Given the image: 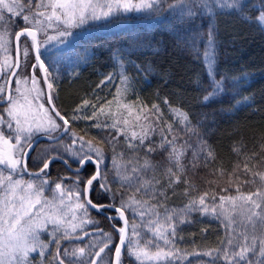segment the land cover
I'll use <instances>...</instances> for the list:
<instances>
[{
    "label": "trees",
    "instance_id": "1",
    "mask_svg": "<svg viewBox=\"0 0 264 264\" xmlns=\"http://www.w3.org/2000/svg\"><path fill=\"white\" fill-rule=\"evenodd\" d=\"M170 3H175V0H161L159 12L133 11L99 23L89 21L71 29L76 38L66 51L52 52L48 56L41 55L46 65L50 66L49 80L53 84L54 104L57 110L69 119L71 128L60 141L41 142L37 146L28 161L31 171H39L42 167L40 161L54 156L67 159L69 164L76 168V163L65 151L69 146L80 148L78 140L75 145L72 144L71 133L75 132L77 137L83 136L85 140H91L104 149L105 158L101 171L107 176V183L112 192L106 193L97 187L90 194V198L97 204L115 203L119 206L121 194L124 193V198L127 199L128 190L116 181L117 173L113 160L115 159L117 165L124 164L132 159L133 151L128 148L124 136L116 129L103 125H111L120 113L127 115L121 106L123 104L132 106L134 115L143 110V114L149 115V121L155 128V131L150 133V140L157 150L147 153L145 148H139L136 158L140 163H143L145 156L152 161L155 167L146 175L148 178L155 176L160 181L156 187L166 195L159 196L158 200L170 211L180 213L190 199L205 191L210 194L236 195L235 185L240 181H236L234 176L230 186L228 174L233 173L235 169V175L245 178L244 163H248L249 167L256 165L254 170L264 171V30L250 22L257 17L255 9L264 8V0H248L243 16L220 14L212 18L198 10L195 16H181L169 10ZM244 16L249 17V21L246 22ZM120 25L124 26L119 27ZM15 26L14 31H18L24 25L17 23ZM213 28L216 53L213 70L215 79L223 80V90L209 101H205L203 98L210 90V81L203 52L207 47V34ZM64 54L72 56L71 62L62 57ZM1 60L0 58V62ZM54 60L56 63L53 67ZM27 63H36L31 51ZM24 64L25 58L22 55L21 68L15 81L18 77H25L30 82L35 73L45 88L39 67L34 69L33 73L32 68H25ZM71 64L74 68L70 74ZM10 73H4L0 85L7 82ZM122 76L128 78L127 90L118 104L117 89L125 88ZM15 81L13 95L16 89ZM44 101L51 111L47 97ZM84 101H88V106H84ZM153 105L159 107V113L155 112ZM101 107L104 108L103 113L99 111ZM2 108L4 106L0 107ZM173 109L185 113L188 120L182 123V117ZM94 111L95 119H71L73 116L91 117ZM134 115L129 119L133 120ZM157 116H160L159 121L156 120ZM9 119L5 118V121ZM57 121L62 124L58 119ZM149 121L142 120L141 123L148 124ZM97 123L101 124V127H95ZM166 124L173 126V134L178 138L177 145L185 146V155L182 158L185 171L181 175V182L171 186L166 175V169L171 166L168 152L158 147L161 142L160 129L164 128L167 133ZM61 130L51 133L50 136H58ZM38 135L40 134H33L29 143ZM113 137L117 139L113 140ZM148 143L146 140L145 144ZM27 147L25 146L24 150ZM209 152L211 156L208 155ZM92 155L94 156V153ZM94 170L95 165L88 164L81 175L88 177ZM218 170H223V177L218 174ZM4 172L9 173V170L5 169ZM19 176L38 185L41 179L46 178L51 182L48 189H54L55 183L61 180L64 186L73 187L75 179L74 173L59 161L53 162L40 179L25 175L22 167L12 175L13 178ZM185 180L188 183H185ZM209 181L213 183L210 184ZM221 187H227L229 191L221 193ZM48 189L45 196L51 195ZM248 190V187L242 188V191ZM251 190L254 191L255 186H252ZM112 193H115V200L110 199ZM125 213L130 225L133 222L138 225L141 223L140 217L134 216L132 209H127ZM89 215L98 223L83 225L82 229L70 233L72 239L62 240L61 250L84 247L86 252H98L107 241L104 233H110L112 243L118 244V233L114 230V225L122 227L123 223L121 220L107 219L108 216L118 214L108 208L99 213L89 209ZM82 216L83 213L80 212L78 222ZM179 219L180 217H177V221ZM183 219L185 223L177 222L174 241L176 247L182 251H203L206 247L202 248V244L216 248L228 231L223 216L193 211L183 216ZM139 230L142 234L146 231ZM84 232L88 233L87 237ZM218 232L222 234L217 235ZM49 233L41 237L46 242L51 239ZM59 235L62 233H57V236ZM148 235L151 236L150 233ZM195 236L200 237V247L192 240ZM55 249L53 242L49 251L55 254ZM88 258L97 260V264H109L110 259L114 260V252L109 253L106 249L99 258L94 255ZM122 259L124 264H138L134 258L128 257L126 250ZM41 260L38 253L30 258L31 264H41ZM207 261L205 257L191 256L179 264H206Z\"/></svg>",
    "mask_w": 264,
    "mask_h": 264
},
{
    "label": "snow or ice",
    "instance_id": "2",
    "mask_svg": "<svg viewBox=\"0 0 264 264\" xmlns=\"http://www.w3.org/2000/svg\"><path fill=\"white\" fill-rule=\"evenodd\" d=\"M161 0H0V48L7 52V45L10 42L8 36L14 35L16 42L15 62L11 63L7 58L4 60V66L7 69L20 68L21 51L25 58V68L33 70L39 67L44 76V82L49 90L53 89V84L48 78L51 75L49 65L41 59V41L38 39L40 32L46 31V28L56 27L57 36H47L44 44L61 37L72 35L71 29L80 27L90 20L98 21L107 19L117 13L129 12H159ZM248 6V0H175L170 3V11L176 12L181 16L192 17L196 15L197 10L202 14L212 18L220 14H244ZM257 17L250 22L255 24L261 30H264V8L255 9ZM7 12L9 15L5 16ZM13 17H18L23 21V27L19 31L9 33L8 28L15 25ZM246 22L249 17H243ZM62 26V28H61ZM23 47L21 48V41ZM28 39L31 40L29 45ZM35 51L36 64L29 65L27 58L29 49ZM203 58L208 68L210 81V90L204 96L205 101H209L216 94L223 90V80L215 79L214 64L216 61L215 53V29H210L207 34V47L203 52ZM54 60L52 66L54 67ZM3 73L0 72V75ZM15 71L11 76H16ZM110 80L111 77H108ZM128 78L122 76L124 89H117V103L127 90ZM17 85L27 83V78L23 81L17 79ZM103 83V82H102ZM32 89L35 92L34 99L38 100L44 92L39 88V82L35 75L32 76ZM20 92L19 87L16 88ZM7 97L8 107L5 109L7 116L10 117L5 121L0 116V166L9 170V175L4 181L0 180V187L4 189V195L0 198V264H31L30 254L38 252L42 258L41 264H97V260L89 259L90 256L99 258L101 253L107 249L109 253L114 252V260H109V264H124L122 255L127 251L129 258H134L138 264H179L181 261L188 260L191 256L208 257L206 264H264V171L254 170L256 165L249 167L248 163L243 164L244 177L228 174L229 185H232L233 177L240 181L235 185L236 195L210 194L205 191L198 197L189 200L184 209L177 213L175 210L167 209L164 204L158 200L159 196H165L166 193L157 189L156 185L160 181L152 176L147 177V172L154 169L150 159L145 156L143 163L136 158L137 149L145 148L147 153L155 152L150 140V133L155 131L152 123L149 121V115L140 113L134 115V108L130 105H121L127 112V115L120 113L118 118L114 119L111 125L104 124L103 127H111L124 136L129 149L133 151L132 159L126 163L117 165L115 159L113 166L116 169V181L122 188L128 190L127 199L124 193L121 194L119 206L115 203L97 204L90 198V194L98 187L106 193L112 192L107 183V176L101 171L100 165L104 163V149L91 140H85L83 136L77 137L72 132V144L75 145L77 140L80 148L75 149L71 146L65 151L72 161L77 165L74 172L73 187L64 186L63 180L55 183L54 189L49 188L50 196H45V185L51 182L44 178L39 185L32 182L24 183L19 180H13L12 172L19 169L22 165L27 167V153L24 147H31L29 141L35 132L50 134L62 129L64 133L70 131L69 119L56 109L52 103L51 91L47 94V103L52 105L51 111L45 108L44 104H39V113L33 112V101L24 95V103L19 99H14L11 94V81L0 85V100ZM23 95V94H22ZM111 103V102H109ZM167 103V101H165ZM84 106H88V101H84ZM95 107V106H93ZM156 113H159L157 105L152 106ZM79 111V109H77ZM104 112V108L99 110ZM177 115L182 117L181 122H186L188 117L185 113L176 109ZM151 114V113H149ZM116 115V114H113ZM134 119L130 120L129 117ZM42 117V119L38 118ZM95 119L94 111L91 117L73 116L71 119ZM62 121L63 124L58 123ZM149 121L148 124L141 121ZM160 120V116L156 117ZM30 121H35L31 123ZM95 127H101L97 123ZM165 129L161 128V142L159 148L168 152V161L171 166L166 169V175L169 178V186L181 182V175L185 171L182 158L185 155V146L177 145V136L173 134L174 129L171 124H166ZM5 128L7 131H5ZM139 129V131L135 130ZM171 136V139H169ZM116 140V137L112 138ZM149 143L146 145L145 141ZM13 141H15L13 143ZM138 142V143H136ZM94 153V156L92 155ZM211 156V152L208 153ZM56 158L41 160L42 167L35 175L40 179L41 174L46 173L50 164ZM68 167L71 164L66 159L63 161ZM94 164L95 170L88 177L81 175L86 165ZM239 168V165L237 166ZM218 174L223 177V170H218ZM188 183L187 180L184 181ZM209 183H213L209 181ZM83 185V188H81ZM255 186V190H251ZM248 187V191H242V188ZM229 188L221 187V193H227ZM188 189L185 190V194ZM111 200H115V193H112ZM152 201H156L153 203ZM39 206V207H38ZM111 208L118 216H108L109 220H123L122 227H116L114 230L118 233V244L112 243L110 233H104L107 241L100 247L98 252H86L84 247L64 248L61 250L60 243L62 240L72 239L70 232L75 233L78 228L82 229L86 224H97L98 221L92 219L89 215V209H94L98 213ZM48 209V211H45ZM132 209L135 215L140 217L141 223L138 225L133 222L129 225V220L125 216V211ZM163 209V212H161ZM193 211L202 213H211L217 216H223L226 220L225 238L216 248L206 251L186 252L176 247L174 241L177 235V222L185 223L183 216ZM82 212L83 216L79 217L77 213ZM147 217V219H145ZM177 217H180L177 221ZM52 225L51 237L47 242L41 238V234L48 231V226ZM139 229H146L142 232ZM239 229V230H237ZM102 231V230H101ZM62 235L57 236V233ZM151 234L149 237L148 234ZM87 236L88 233L84 232ZM82 239L83 237H76ZM163 242L162 244L160 242ZM55 243V254L49 251L50 245Z\"/></svg>",
    "mask_w": 264,
    "mask_h": 264
},
{
    "label": "rangeland",
    "instance_id": "3",
    "mask_svg": "<svg viewBox=\"0 0 264 264\" xmlns=\"http://www.w3.org/2000/svg\"><path fill=\"white\" fill-rule=\"evenodd\" d=\"M21 2L23 3V2H25V0H21ZM35 3V0H33V4ZM130 13V12H129ZM140 13V12H139ZM123 14H128V13H123V12H120V13H117V14H115V15H113V16H111V17H109V18H107V19H102V20H98V21H92V20H90V22H96V23H99V22H101V21H107V20H110V19H112V18H115V17H117V16H119V15H123ZM4 15L5 16H8L9 14L7 13V12H5L4 13ZM14 21H15V25L18 23V24H21V23H23V21L20 19V18H18V17H13L12 18ZM13 26V27H9L8 28V31H9V33H13L14 34V32H16V30L14 31V27H16V26ZM121 26H124V25H120L119 27H121ZM61 28H62V26H61ZM2 31H4V29L3 28H0V32H2ZM57 34H58V29L56 28V27H52V28H46V31H43V32H40V36H41V40H42V36H43V41L44 40H46V38H47V36H57ZM75 36H73V34L72 35H70V36H65V37H61V38H59V39H57V40H53L52 42H50V43H48V44H44L43 43V41H41V48H40V51H41V53H42V55H46V56H48V54H50V53H52V52H59V53H61V52H63V51H66L70 46H71V44L74 42V40H75ZM25 38H23L22 39V41H21V48L23 47V40H24ZM8 40L10 41L9 43H8V45H7V52H5L4 51V49L3 48H0V58L2 59L1 60V64H2V66H3V71H4V73L5 72H12V70L13 69H7V68H5V66H4V60H5V58H7L8 60H9V62H11V63H14L15 62V57H14V50H13V41H14V35H9L8 36ZM28 43H29V45L31 44V41L30 40H28ZM33 52V49H29V52ZM23 55V54H22ZM62 57H64L65 58V60L66 61H70L71 62V57L72 56H70V55H68V54H64V55H62ZM36 64V63H35ZM74 68V66H73V64H71V70H70V74L71 73H73V69ZM33 71V73H34V70L33 69H31V72ZM33 75H35V73L33 74ZM35 77H36V79H37V81L39 82V88L44 92V95H42V96H40L39 97V99L38 100H36V99H34L35 98V96H36V93L35 92H30L29 90L30 89H32V87H33V85H32V78H31V81L30 82H28L27 81V83L25 84V83H21V84H19V85H17L16 84V88L17 87H19V89H20V92H17L16 91V89H15V92H14V95H13V93H12V96H13V98L14 99H19L20 101H21V103H24V100H23V96L24 95H26V96H28V98H29V100H32L33 101V104H32V109H33V112H36V113H39V109H38V105L39 104H44V106H45V108H48L47 107V105L45 104V101H44V99H45V97H46V90H45V88H43L42 87V85H41V83H40V80L37 78V76L35 75ZM17 79H20V80H24L25 79V77H24V79H22L21 77H18ZM16 79V80H17ZM7 82H5L4 84H6ZM3 84V85H4ZM23 94V95H22ZM6 96V95H5ZM5 98V97H4ZM3 100V99H2ZM0 107H3V106H0ZM8 107V104H6V105H4V108H2V109H0V116H3L4 117V119L5 118H10V117H8L7 116V113H6V111H5V109ZM118 111V109L116 110V112ZM38 118H40V119H42V117H38ZM31 123H35V121H30ZM58 122V121H57ZM57 131H59V129L57 130ZM57 131H55V132H57ZM52 133H54V132H52ZM34 134H40V135H47L46 133H43V132H35ZM39 136V135H38ZM49 136V135H48ZM5 169H7V168H5L4 166H0V180H3L4 181V185L6 186L7 185V180L5 179L8 175H9V173H5L4 172V170ZM15 172H17V170L16 171H14V172H12V175L15 173ZM13 180H19V181H22V182H24V183H27V182H32V183H34L32 180H24L23 178H21L20 176L19 177H16V178H13ZM34 184H36V183H34ZM36 185H38V184H36ZM45 192L47 191V189H48V185H45ZM3 195H4V189H3V187H0V198H2L3 197ZM39 207V206H38ZM45 211H48V209H45ZM78 214H80V212L79 213H77V215ZM134 216H136L135 214H133ZM74 223H78V220L77 221H74ZM79 229V228H78ZM77 229V230H78ZM52 231V225H49L48 226V231L47 232H44V233H42L41 234V237L44 235V234H46V233H48V232H51ZM204 232H206V230H203ZM62 233V232H61ZM71 233V232H70ZM222 234V232H218V234L217 235H221ZM192 240L193 241H196L197 242V244H198V246L200 245V237H192ZM162 242V241H161ZM208 243H210L209 241H208ZM207 245V244H206ZM205 244H202V245H200L202 248H204V247H206V249H204L203 251H206V250H208V249H212V246H206ZM199 246V247H200ZM38 252H36V253H31L30 254V258L32 257V256H34V255H36ZM196 257V256H195ZM206 258V260H208L209 258L208 257H205Z\"/></svg>",
    "mask_w": 264,
    "mask_h": 264
},
{
    "label": "water",
    "instance_id": "4",
    "mask_svg": "<svg viewBox=\"0 0 264 264\" xmlns=\"http://www.w3.org/2000/svg\"><path fill=\"white\" fill-rule=\"evenodd\" d=\"M38 39H39V34H38ZM14 48H15V57H16V42H15V39H14ZM33 53H34V56H35V51L33 50ZM20 62H21V56H20ZM19 69L20 68H14L12 71H15L16 73H18V71H19ZM0 72H2L3 73V68H2V65L0 64ZM41 73H42V77L44 76V74H43V72H42V70H41ZM2 77H3V74L2 75H0V81H1V79H2ZM15 77L16 76H11V74H10V77H9V79H8V81H11V94H12V89H13V82H14V79H15ZM49 80V79H48ZM43 81H44V79H43ZM44 84H45V88H46V94H48L49 93V91H51V95H52V90H49L48 88H47V84L44 82ZM52 103L54 104V102H53V97H52ZM7 104V97H5V99H3V100H0V106H4V105H6ZM55 105V104H54ZM49 106H50V108H52V105L51 104H49ZM57 109V108H56ZM62 122V121H61ZM63 123V122H62ZM69 128H71V126H70V124H69ZM67 133H64L63 132V130H62V132L57 136V137H49V136H47V135H41V136H39V137H37V138H35L33 141H32V143L30 144L31 145V147H27L26 148V150H25V152L28 154L27 155V157L25 158L26 160H27V167L25 168V167H23V165H22V169H23V172L26 174V175H28V176H36L35 174L36 173H38L39 171H31L29 168H28V161H29V159H30V157H31V155H32V153H33V151L37 148V146L41 143V142H49V143H54V142H57V141H59V140H61L65 135H66ZM56 159L55 160H53V162H55V161H59V162H61L70 172H72V173H74L75 172V169L76 168H73L72 166H71V168L70 167H68L63 161L65 160L64 158H61V157H59V156H54ZM51 158H53V157H51ZM50 158V159H51ZM52 162V163H53ZM51 163V164H52ZM51 164H50V166H51ZM50 166H49V168H50ZM100 169H101V165H100ZM48 170V169H47ZM42 175V174H41ZM90 210H94V209H90ZM94 211H96V210H94ZM97 212V211H96ZM125 216L127 217V215H126V213H125ZM128 218V217H127ZM122 221V223H123V220H121ZM129 225H130V223H129ZM87 237V236H86Z\"/></svg>",
    "mask_w": 264,
    "mask_h": 264
}]
</instances>
